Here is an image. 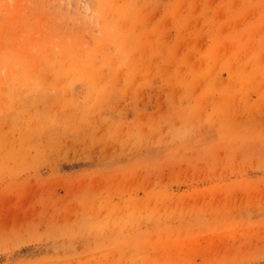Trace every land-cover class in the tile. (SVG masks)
<instances>
[{
  "label": "rangeland",
  "instance_id": "rangeland-1",
  "mask_svg": "<svg viewBox=\"0 0 264 264\" xmlns=\"http://www.w3.org/2000/svg\"><path fill=\"white\" fill-rule=\"evenodd\" d=\"M0 264H264V0H0Z\"/></svg>",
  "mask_w": 264,
  "mask_h": 264
}]
</instances>
